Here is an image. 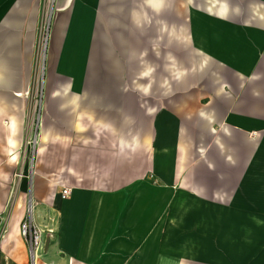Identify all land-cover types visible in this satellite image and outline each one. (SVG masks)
<instances>
[{
	"label": "crops",
	"instance_id": "1",
	"mask_svg": "<svg viewBox=\"0 0 264 264\" xmlns=\"http://www.w3.org/2000/svg\"><path fill=\"white\" fill-rule=\"evenodd\" d=\"M51 1L0 0V264H264V0H53L31 146ZM179 67L195 74L142 80ZM28 208L54 230L34 263Z\"/></svg>",
	"mask_w": 264,
	"mask_h": 264
},
{
	"label": "built area",
	"instance_id": "2",
	"mask_svg": "<svg viewBox=\"0 0 264 264\" xmlns=\"http://www.w3.org/2000/svg\"><path fill=\"white\" fill-rule=\"evenodd\" d=\"M52 1L48 5V7L44 8L43 13L40 15L35 32L32 58V81L33 89L35 88L36 94V110L35 120L33 124L34 133L29 139V143H31V146H35L36 144L37 129H39L40 125L42 98L44 95V82L48 65L47 56L50 39V25L53 14ZM35 83L37 89L35 87ZM16 175L20 176L21 173H17ZM70 192V188L63 187L60 196L62 198H65L70 194ZM20 233L29 248V256L31 257V261H33L34 263L36 257L39 256V251L43 249L46 240H49V238L53 235L54 230L52 228H49L44 231L38 228L31 218V209L28 208L27 215L23 218L20 224Z\"/></svg>",
	"mask_w": 264,
	"mask_h": 264
},
{
	"label": "rangeland",
	"instance_id": "3",
	"mask_svg": "<svg viewBox=\"0 0 264 264\" xmlns=\"http://www.w3.org/2000/svg\"><path fill=\"white\" fill-rule=\"evenodd\" d=\"M183 8H184V5H182V6L179 7V14L182 13ZM152 10L153 9L152 8H149V7H147V9H145L146 17L153 15ZM184 42L185 41H183V40L182 41H179V53L180 54H182V52L180 51V49L183 48L180 45H184L183 44ZM147 52H148V54H147L148 56H146V58L144 57L145 60H149L151 63H153L154 62L153 50H147ZM182 55H184V54H182ZM160 57H161V61L164 63V61L167 58V56L165 54L164 48L162 49V52L159 54V57L156 60H159ZM179 68H181V67H179ZM182 69L183 68H181L178 71L176 70V72H162V73H155V71H151L149 73V75H147L145 78H142V80H147L148 82L149 81H153V80H155V76L157 78L158 75L160 76V74H163L162 78H164V80H167L168 81V84L170 82H173V81H176V82L179 81V83H181L182 77H185V76L191 77L193 74H195L193 72H188L187 73L186 71H181ZM220 74H225L226 76H229L225 72L224 73H220ZM137 76H138V73L137 72L131 71V73H130V80H133V81H136L137 82V79H138ZM45 77H46V75H45ZM151 83H153V82H151ZM35 87L37 89L36 83H35ZM166 87L167 86L164 85V90L166 89ZM167 89H169V88L167 87ZM201 90H202V88L199 85H197V86H193L192 85V86H189V87H186V86L179 87L178 88V92H177V98H178L177 100H178L179 108L181 107L183 109V107H186L187 105H189V103L195 99V96L196 95H198V96L201 95ZM210 95L213 96L212 89H211ZM210 95H209V97H210ZM202 100L203 99L199 98L198 101H197V103H196V107L195 108H191L189 106V108H187L184 112L185 113L186 112H191L192 113V111L197 110V108L199 110L202 107V104H201V101ZM182 112H183V110H180L179 111V114L181 115Z\"/></svg>",
	"mask_w": 264,
	"mask_h": 264
},
{
	"label": "clouds",
	"instance_id": "4",
	"mask_svg": "<svg viewBox=\"0 0 264 264\" xmlns=\"http://www.w3.org/2000/svg\"><path fill=\"white\" fill-rule=\"evenodd\" d=\"M146 3H148L150 6H152L153 5V0H146ZM160 4L162 6L163 0H160ZM156 10L158 11L159 9H156ZM151 71H152V69H148L145 73H143V75L147 76V75H149V73ZM69 87H70V85H61V86H59L57 89H55L53 91V93H52L53 98L61 95V91H60L61 88H64V90L67 91ZM137 87L141 91H143L145 94H147V92L149 91V87L150 86L138 85Z\"/></svg>",
	"mask_w": 264,
	"mask_h": 264
},
{
	"label": "water",
	"instance_id": "5",
	"mask_svg": "<svg viewBox=\"0 0 264 264\" xmlns=\"http://www.w3.org/2000/svg\"><path fill=\"white\" fill-rule=\"evenodd\" d=\"M48 242V240H46Z\"/></svg>",
	"mask_w": 264,
	"mask_h": 264
}]
</instances>
